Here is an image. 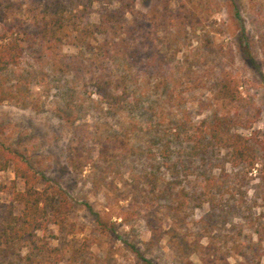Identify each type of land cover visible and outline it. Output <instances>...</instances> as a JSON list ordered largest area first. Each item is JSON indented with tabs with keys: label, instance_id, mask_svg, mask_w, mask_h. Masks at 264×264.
Masks as SVG:
<instances>
[{
	"label": "rangeland",
	"instance_id": "374dc122",
	"mask_svg": "<svg viewBox=\"0 0 264 264\" xmlns=\"http://www.w3.org/2000/svg\"><path fill=\"white\" fill-rule=\"evenodd\" d=\"M134 9L166 58L165 77L138 76L137 107L110 109L81 84L65 103L53 73L29 88L39 108L0 102V138L64 193L62 223L44 237L64 259L56 264H264V0ZM33 63L25 54L8 76ZM223 76L234 101L214 92ZM215 113L247 139L249 162L231 165L221 147L191 156V131ZM23 186L11 165L0 170V212ZM27 251L3 247L0 264H27Z\"/></svg>",
	"mask_w": 264,
	"mask_h": 264
},
{
	"label": "trees",
	"instance_id": "16d2710c",
	"mask_svg": "<svg viewBox=\"0 0 264 264\" xmlns=\"http://www.w3.org/2000/svg\"><path fill=\"white\" fill-rule=\"evenodd\" d=\"M134 7L135 0H0V102L39 108L38 99L29 97V88L47 86L53 73L59 74L54 86L65 103L75 93L73 86L81 84L110 109L137 107L134 85L138 76L165 77L166 58L153 48L146 23L138 19ZM93 13H97L95 21ZM261 46L264 50V40ZM27 53L35 67L9 77ZM217 86L218 98L236 99L232 77H220ZM231 128L232 120L216 113L203 119L190 133L191 156L221 147L229 150L231 165L249 162L247 139ZM10 165L24 186L12 190L0 212V249L25 246L27 264L63 262L62 255L52 254L44 237L51 225L62 223L58 218L66 203L64 193L47 179L43 183L25 153L0 138V170ZM209 192L206 185L205 193Z\"/></svg>",
	"mask_w": 264,
	"mask_h": 264
}]
</instances>
